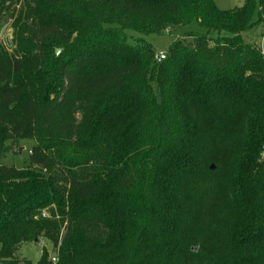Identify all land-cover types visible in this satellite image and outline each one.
Returning a JSON list of instances; mask_svg holds the SVG:
<instances>
[{
    "label": "trees",
    "instance_id": "1",
    "mask_svg": "<svg viewBox=\"0 0 264 264\" xmlns=\"http://www.w3.org/2000/svg\"><path fill=\"white\" fill-rule=\"evenodd\" d=\"M10 8L0 160L34 144L23 167L0 164V264H31L16 252L40 238L53 252L36 264H264V54L241 36L264 0ZM194 21L204 32L161 61L128 40Z\"/></svg>",
    "mask_w": 264,
    "mask_h": 264
},
{
    "label": "rangeland",
    "instance_id": "2",
    "mask_svg": "<svg viewBox=\"0 0 264 264\" xmlns=\"http://www.w3.org/2000/svg\"><path fill=\"white\" fill-rule=\"evenodd\" d=\"M12 3L15 0H11ZM216 7L220 10H231L242 5L243 0H213ZM19 4L15 6V9H19ZM16 10V11H17ZM15 11V12H16ZM12 9L9 11H3L0 14V52L11 53L12 46L8 43L12 41V20L11 16ZM262 20L255 24L250 29L244 31L241 36L245 43L252 44L259 47L264 54V11L261 12ZM204 30L199 26L197 22H192L187 26L173 28L161 33H150V34H139L133 31H127L128 40L137 44L138 39L144 40L146 43L152 45L156 54L165 53L168 50L170 44L178 37L189 33H203ZM189 39V38H188ZM190 40V39H189ZM34 142L32 140H19L12 143L10 151L5 153L3 158L0 160V164L6 166H14L16 168L23 167L28 162L30 155V149ZM42 248H45L50 255H52V245L45 240L40 238L39 242H26L23 243L18 251L16 257L19 259H25L36 264L40 258ZM23 264V263H22Z\"/></svg>",
    "mask_w": 264,
    "mask_h": 264
},
{
    "label": "built area",
    "instance_id": "3",
    "mask_svg": "<svg viewBox=\"0 0 264 264\" xmlns=\"http://www.w3.org/2000/svg\"><path fill=\"white\" fill-rule=\"evenodd\" d=\"M164 58H165V53H159V54H156V55H155V59H156L157 61H161V60L164 59ZM51 261H52L53 263H55V262H56V259H55V258H52Z\"/></svg>",
    "mask_w": 264,
    "mask_h": 264
},
{
    "label": "water",
    "instance_id": "4",
    "mask_svg": "<svg viewBox=\"0 0 264 264\" xmlns=\"http://www.w3.org/2000/svg\"><path fill=\"white\" fill-rule=\"evenodd\" d=\"M60 49H56V55H59ZM211 169H213V165L210 166Z\"/></svg>",
    "mask_w": 264,
    "mask_h": 264
}]
</instances>
